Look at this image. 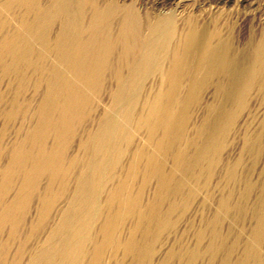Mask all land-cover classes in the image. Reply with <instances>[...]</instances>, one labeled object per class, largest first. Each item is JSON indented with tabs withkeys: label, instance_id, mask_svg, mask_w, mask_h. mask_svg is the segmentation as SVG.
Returning a JSON list of instances; mask_svg holds the SVG:
<instances>
[{
	"label": "bare ground",
	"instance_id": "obj_1",
	"mask_svg": "<svg viewBox=\"0 0 264 264\" xmlns=\"http://www.w3.org/2000/svg\"><path fill=\"white\" fill-rule=\"evenodd\" d=\"M185 2L0 0V264H264V23Z\"/></svg>",
	"mask_w": 264,
	"mask_h": 264
},
{
	"label": "rangeland",
	"instance_id": "obj_2",
	"mask_svg": "<svg viewBox=\"0 0 264 264\" xmlns=\"http://www.w3.org/2000/svg\"><path fill=\"white\" fill-rule=\"evenodd\" d=\"M117 1H121V2H126V3H130L132 1H135L138 7H141V10L143 11L144 9L153 12V13H160V12H166V10L168 9H173L172 7H174L173 3L175 2V0H117ZM179 1V0H178ZM186 1V6H185V13L189 14L190 16L193 17H199V18H209V17H213V18H220L223 19L224 21H226L228 24H230V26L233 28V33L234 35L239 38V37H243L247 34V32L249 31V29H253V30H259V28L263 25L264 23V0H228V3H224L221 0H184ZM146 87H148L149 85H151L150 83H146L145 84ZM256 92H252V95H262L263 93L260 91L259 89L257 90V88H255ZM261 99H258V102ZM255 103V101H251L250 102V106L249 109L251 111V113H253V116L256 119H260L261 117V112L264 110V106L261 107H256L253 106ZM253 104V105H252ZM253 107V108H252ZM258 108V109H257ZM195 108H191V112H193ZM253 109V112H252ZM257 110V111H256ZM259 115V116H258ZM257 121V120H255ZM255 122V126H256ZM14 126L15 125H10L6 128V130L2 129V122L0 121V132H4V136L7 135L9 136L10 134H12V132L14 131ZM7 133V134H6ZM7 136L5 137L7 139ZM5 140V139H4ZM7 141V140H6ZM231 145H229L226 150L223 152V157H225L227 154L230 153L231 151ZM234 154V153H233ZM235 155V154H234ZM234 155L231 156V158H234ZM230 158V159H231ZM247 158L244 162V166L245 167H250L251 166V160ZM222 165H220L221 167ZM220 167L217 168L216 173H217V177L213 178L212 182L213 184H215V182H217L219 180V175L218 172L220 170ZM260 167L259 166L255 169V171H257V169ZM254 171V175H253V179H255L257 172ZM140 179H138L136 181L137 184L140 183ZM16 182V181H15ZM17 185V182L15 183V186ZM15 189V188H14ZM203 195V194H202ZM201 196H199L197 198V200H195L194 202L190 203V209H192L191 207L194 206V204L198 203L201 200ZM217 198L220 197V193L216 194ZM34 208V203L31 204V212L29 213V216L27 218V220H30L31 217H33V212L32 209ZM190 209L186 212L180 213L181 215H175L174 219L175 221H177V225L180 226V228L187 223V218L189 217V211ZM210 213V212H209ZM253 225V220L250 218V214L249 211H247L246 217L243 219V221L240 223L241 228H243L245 230L246 233H248ZM226 226V225H224ZM177 227V226H176ZM23 236L26 235L28 233V228H25L23 231ZM169 232H163V234L161 235V242L165 241V238L168 236ZM43 235V231H41V233L39 232V236ZM4 235L1 236V238ZM5 237V236H4ZM37 237V238H38ZM41 238V237H39ZM35 240V239H34ZM36 241L30 240L27 244H26V251H28V255L30 254V251H32V247L34 246ZM160 242V243H161ZM17 246H18V242H15V244L11 246L12 249H10L9 251V259H13V257H15V252L17 250ZM159 244L156 243L155 248H158ZM31 249V250H29ZM24 253V254H25ZM27 253L22 256V262L27 260ZM241 256V250H238L237 253L234 256V260L238 257ZM8 259V260H9ZM24 259V260H23ZM158 259V256H155L154 260L156 261Z\"/></svg>",
	"mask_w": 264,
	"mask_h": 264
}]
</instances>
